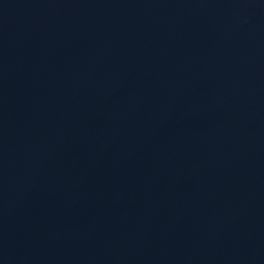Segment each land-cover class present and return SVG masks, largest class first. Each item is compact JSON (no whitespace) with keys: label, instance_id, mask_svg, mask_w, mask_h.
Wrapping results in <instances>:
<instances>
[{"label":"water","instance_id":"95a60500","mask_svg":"<svg viewBox=\"0 0 264 264\" xmlns=\"http://www.w3.org/2000/svg\"><path fill=\"white\" fill-rule=\"evenodd\" d=\"M0 264H264V0H0Z\"/></svg>","mask_w":264,"mask_h":264}]
</instances>
